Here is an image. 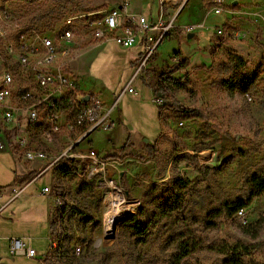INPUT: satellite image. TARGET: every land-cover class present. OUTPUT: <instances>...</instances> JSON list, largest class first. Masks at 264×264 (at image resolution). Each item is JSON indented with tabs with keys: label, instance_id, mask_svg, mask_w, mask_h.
<instances>
[{
	"label": "rangeland",
	"instance_id": "obj_1",
	"mask_svg": "<svg viewBox=\"0 0 264 264\" xmlns=\"http://www.w3.org/2000/svg\"><path fill=\"white\" fill-rule=\"evenodd\" d=\"M224 1L222 14L214 13L216 8L211 0L189 1L171 34L164 38L150 61L141 71L143 62L138 65L135 71L138 75L133 81L136 94L123 90L134 74L129 61L138 54L139 45L123 49L112 42L102 53L96 51L90 56V76L103 83L113 96L112 116L125 117L116 124L123 129V137L134 142L123 153V162H103L105 155L120 151L124 145L120 148L121 141H115L118 150L107 151L109 144L113 146L108 141L110 132H93L82 146L95 148L100 159L98 162L71 160L77 172L60 179L63 194L55 188L60 182L55 175L56 164L45 169L46 174L42 173L27 188L22 203L17 201L10 207L17 210L9 226L0 228V264H43L47 255L55 251L56 239L49 237L48 229V221L55 211L50 216L55 209L54 196L84 213L65 218V243L73 264H138L140 257L146 264H173L176 241L185 229L198 244L192 260L203 264L217 262L218 254L212 247L224 241L264 240V195L244 209L243 218L228 219L215 214L220 201L239 196L244 177L264 159V0ZM111 10L103 0H0V28L11 43H17L23 34L33 38L70 30L84 45L88 41L93 43L85 37L92 33L87 24L100 17L94 13ZM6 13L13 18L5 20ZM171 16L169 13L166 17ZM204 20L206 28L188 37L183 27ZM220 29L226 33L220 35ZM231 32L240 36L234 38ZM234 55L241 57L246 71L256 76V86L249 94L232 92L226 85ZM183 60L187 65L174 74L182 83L175 97L184 107L201 109L207 116L206 121L181 119L171 105L163 108L154 102L155 94L148 82L153 85L165 67H176ZM160 111L166 118L163 124ZM28 138L29 143L47 155L44 168L70 145L66 141L61 143L57 135L45 140L42 133L35 132ZM155 143L157 151L154 159H150L145 145ZM176 144L182 149L178 154L174 152ZM234 150L250 151V154L229 162ZM75 151H79L77 147ZM188 156L196 157L200 167L213 165L208 175H202ZM9 164L4 161L0 165V182H9L12 170ZM79 174H86L97 184L94 194L79 192L82 183ZM175 177L190 181L186 209L168 218L154 219V201L161 192H166L167 183ZM112 185L122 191L129 213L117 227L107 230L104 220L109 211ZM44 186L50 188L45 195ZM85 216L94 220L86 222ZM138 219L151 221L145 244L138 241L132 230V223ZM250 224L254 226L247 228ZM5 236L26 242L32 239L38 257L12 256L8 243L2 240ZM254 258L264 264V249Z\"/></svg>",
	"mask_w": 264,
	"mask_h": 264
},
{
	"label": "built area",
	"instance_id": "obj_2",
	"mask_svg": "<svg viewBox=\"0 0 264 264\" xmlns=\"http://www.w3.org/2000/svg\"><path fill=\"white\" fill-rule=\"evenodd\" d=\"M189 1L159 0L160 13L156 21H151L145 15L128 14L126 11L130 6V0H124L121 9L94 13L99 14L100 17L87 24L92 33L85 38L89 37L99 46L113 41L124 49L142 43L146 55L139 68L141 71L166 35L174 29L177 19ZM211 1L216 8L215 14L224 13V0ZM171 9L173 14L168 19L166 16L171 13L169 12ZM12 18L9 13H6L4 19ZM71 21L72 19L68 21L69 24ZM204 28H206V20L184 26L183 30L189 34ZM218 33L224 35L226 32L220 29ZM231 33L234 38L240 36L237 32ZM6 35L0 28V60L3 57L8 63V67L0 78V118L5 127L17 132L26 161H45L47 155L29 143L28 135L23 133L19 119L23 113L26 115L28 125H44L42 135L45 140H51L54 135L60 134L63 130L69 134L80 130L82 138L98 130H109L110 118L108 113H104V104L100 96L96 93H85L70 71V63L76 59L83 48L76 33L66 30L64 33L35 35L33 38L23 34L17 43L8 42ZM126 91L136 94L133 81ZM86 96L90 97L87 102L84 101ZM154 102L160 106L164 105L160 95L155 96ZM180 126H183V123H180ZM76 147L77 143H71L47 166L46 170H49L62 157L66 160L78 161L90 159L93 162H98L100 159L95 150L90 149L85 153L80 150L74 152ZM49 191V187L43 188L44 195ZM14 192L17 193L16 190ZM53 199L55 209H59L62 206L61 197L54 196ZM244 215V210L237 213L239 218H243ZM9 250L12 256L38 257L32 246V239H28L27 242L24 239H10ZM77 250L79 252V249Z\"/></svg>",
	"mask_w": 264,
	"mask_h": 264
},
{
	"label": "trees",
	"instance_id": "obj_3",
	"mask_svg": "<svg viewBox=\"0 0 264 264\" xmlns=\"http://www.w3.org/2000/svg\"><path fill=\"white\" fill-rule=\"evenodd\" d=\"M95 20V19H92ZM171 33L167 34L169 36ZM180 55V52L176 53ZM145 52L141 53L136 61L133 62L135 66L142 63L145 58ZM187 65V61L183 60L176 65V67H165L156 77L155 83L152 85L148 82V85L153 90L155 96L160 95L164 100L163 108L171 105L173 111L179 115L181 119H195L206 121V114L199 108H187L181 105L176 97V90L181 88V79L174 77V74L181 68ZM144 67H142L143 69ZM231 69V76L227 82V87L232 92H241L242 94H249L253 91L256 86V76L248 73L246 71L245 61L234 55L231 57L229 67ZM160 121L163 124L166 122V118L163 117V111H160ZM130 148V139L128 142L116 153H110L105 155L101 160L103 162L107 161H117L123 162V153H125ZM148 156L150 159H154L155 153L157 151V145H145ZM174 152L176 154L182 152V149L176 144L174 146ZM250 154V151L234 150L231 153L228 161L233 159L245 158ZM184 158V157H181ZM189 161L194 164L196 168H199L202 175L207 176L211 171L207 166H199L196 157L188 156ZM73 161L66 160L62 157L56 162L55 175L57 179H62L64 176H68L76 173L77 171L72 166ZM81 179L80 193H87L92 195L95 193L97 184L94 181L88 179L86 174L78 175ZM35 177V173L31 172L29 175L25 176L22 180L26 182ZM168 187L165 193H160L155 199V209L153 210L152 217L156 218H168L174 214H179L186 209L187 198L186 192H188L190 181L184 179L183 177H175L171 179L168 183ZM55 188L60 189V194H63V183L60 182L55 186ZM264 195V159L260 165L254 170L249 172L243 181V187L240 191L239 196L234 198H227L219 202V207L216 209L215 214L221 215V217H226L231 219L236 216L241 210L248 208L254 199ZM62 206L59 209H55L52 219L49 224L50 235L56 239V249L53 253H49L44 259V264H73V259L69 257L67 252V246L65 243V237L67 236V231L65 229V218L67 215L73 216L79 213L77 209L70 206L68 203L62 199ZM163 217V218H162ZM89 218V219H88ZM151 218V217H149ZM86 222L93 221V217H84ZM262 222V219H261ZM151 221H142L141 219L135 220L132 223L133 233L137 236L140 243L145 244L149 237ZM254 225H247V228H252ZM256 240V238H254ZM176 252L172 257L173 264H203L200 261H193L192 258L198 249V244L189 234L188 230H184L180 233L178 240L176 241ZM264 249V240L254 241V242H229L224 241L217 245V247H212V250L218 254V260L215 264H263L258 262L254 256ZM138 264H146L145 260L140 257Z\"/></svg>",
	"mask_w": 264,
	"mask_h": 264
},
{
	"label": "crops",
	"instance_id": "obj_4",
	"mask_svg": "<svg viewBox=\"0 0 264 264\" xmlns=\"http://www.w3.org/2000/svg\"><path fill=\"white\" fill-rule=\"evenodd\" d=\"M123 1L124 0H103V4L107 5L108 9H117V8L121 9L123 6ZM126 12L130 15H140V14L145 15L151 21H156L160 13L159 0H130V6ZM169 12L173 14V9H171ZM112 42L113 41H110L107 44ZM93 43L88 41L86 44L83 45V48L80 51L79 55L76 57L75 60H73L70 63L69 68L72 74L79 81L81 85V89L85 93H95V92L99 93L101 101L104 104V113L105 114L108 113L110 122L113 124L111 130L102 131L105 133L110 132V134L108 135V141L109 143L112 142L113 146L110 147L109 144L107 151L111 149L118 150V148H116V144L114 143L115 141H121L122 145L120 146V148L128 142V139L123 137V133H124L123 129H121V127L118 126L119 123L122 121V119L125 120V117L122 118L120 117V115L117 116L115 114L114 115L116 118L113 117L114 115L112 116V113L114 112V108H115V101L113 96L110 94V92L103 83L90 76L89 73V69H91L90 68L91 63L89 64L90 56H93L96 51H98L99 54L102 53L107 45L105 44L99 46ZM137 45L140 46V50L138 54L129 61L130 64L129 66L134 70V74L132 75L128 83H126V86L123 91H126L128 85L131 83V81H134L135 76L138 75L137 72H135L138 69L137 68L138 66H135L133 62L136 61L137 58L140 56V54L144 52V45L142 43H138ZM7 67H8L7 60L2 57L0 60V78L3 76L4 70ZM19 119H20V124L22 125V131L24 134L28 135V137L29 135L35 132L42 133V129L44 125L43 126L42 124L28 125L26 122L25 113L19 116ZM116 123H118V125ZM0 126H1L0 165H2L4 161H7V163L9 161L10 163L9 165L12 169L10 170L11 174H10L9 182H5V183L0 182V228L2 229L9 226L8 222L12 220L11 219L12 214L14 211L17 210V207L15 208H10V207L17 201H19V203H22V198L24 197L25 191L33 181L40 178L41 173H43L46 169L44 168L46 163L44 161H37V163L29 164L30 162L25 160L24 152H23L24 149L19 144V137L17 132L11 130L12 128L5 127L4 124L2 123L1 118H0ZM94 133H91L87 137L82 138L80 130H77L75 133L72 134H69L65 130H63L60 134H56V135L59 137L61 143H63L64 141L69 142V144L77 143L78 150L87 152L90 149L97 151L93 147L87 148L85 146H82L85 140ZM130 142H134V140L131 139ZM155 144L157 145V143ZM28 165H31L30 169L28 168ZM31 172L35 173V177L32 178L31 180L23 182L22 179L25 176L29 175ZM44 174H46V172ZM44 187H48V186H44ZM15 190L17 191V193L14 192ZM53 210L54 209L51 210L50 216ZM50 221L51 218L48 221L49 237H50V228H49ZM10 238L11 237L9 236H5L2 238V240H5L8 243V250H9ZM32 246H33V242H32ZM1 261L2 258H0V262Z\"/></svg>",
	"mask_w": 264,
	"mask_h": 264
},
{
	"label": "bare ground",
	"instance_id": "obj_5",
	"mask_svg": "<svg viewBox=\"0 0 264 264\" xmlns=\"http://www.w3.org/2000/svg\"><path fill=\"white\" fill-rule=\"evenodd\" d=\"M111 189L112 193L108 198L109 211L104 220V228L107 230L111 229L114 225L116 226L129 213V210L126 208L127 202L122 195V191L113 185Z\"/></svg>",
	"mask_w": 264,
	"mask_h": 264
},
{
	"label": "water",
	"instance_id": "obj_6",
	"mask_svg": "<svg viewBox=\"0 0 264 264\" xmlns=\"http://www.w3.org/2000/svg\"><path fill=\"white\" fill-rule=\"evenodd\" d=\"M237 4H238L237 2L234 3V5H237ZM188 37H191V35L189 34ZM89 98H90L89 96H86V97L84 98V101L87 102V101L89 100ZM207 167H208V168H212L213 165H210V164H209V165H207ZM127 217H128V216H127ZM127 217H126V218H127ZM126 218H125V219H126ZM125 219H123L122 221H124ZM122 221H120V222H122ZM120 222H119V223H120ZM119 223H117L116 226H118Z\"/></svg>",
	"mask_w": 264,
	"mask_h": 264
}]
</instances>
